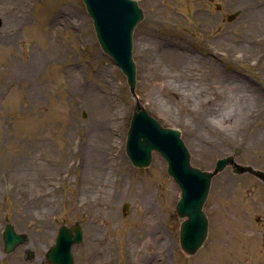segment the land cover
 Listing matches in <instances>:
<instances>
[{
  "label": "rangeland",
  "instance_id": "obj_1",
  "mask_svg": "<svg viewBox=\"0 0 264 264\" xmlns=\"http://www.w3.org/2000/svg\"><path fill=\"white\" fill-rule=\"evenodd\" d=\"M135 1L143 106L181 131L193 166L240 149L239 164L264 170V0ZM0 18V264H51L58 230L76 223L75 264L264 263V183L230 166L212 180L203 247L181 249L180 188L160 154L147 168L129 160L135 100L83 0H0ZM98 125L108 140L96 160ZM7 224L27 236L12 253Z\"/></svg>",
  "mask_w": 264,
  "mask_h": 264
},
{
  "label": "water",
  "instance_id": "obj_2",
  "mask_svg": "<svg viewBox=\"0 0 264 264\" xmlns=\"http://www.w3.org/2000/svg\"><path fill=\"white\" fill-rule=\"evenodd\" d=\"M93 19L97 39L105 53L111 56L127 78L136 104L127 134L126 152L132 164L138 168L150 166L153 152H158L168 163V174L181 190L176 211L183 222L180 227V244L188 254H195L204 244L208 234V219L203 211L213 178L231 166L237 174L249 172L264 181V172L244 166L235 161L241 153L218 159L212 171H203L191 164V155L181 138V132L163 127L141 104L137 93V68L133 60V33L144 18L143 10L134 0H84ZM238 12L229 16L232 21ZM3 22L0 18V27ZM127 207H125L126 210ZM83 240L81 226L76 223L74 233L62 226L55 245L47 253L53 264H75L72 247ZM5 252H12L26 241L11 224L3 232Z\"/></svg>",
  "mask_w": 264,
  "mask_h": 264
},
{
  "label": "bare ground",
  "instance_id": "obj_3",
  "mask_svg": "<svg viewBox=\"0 0 264 264\" xmlns=\"http://www.w3.org/2000/svg\"><path fill=\"white\" fill-rule=\"evenodd\" d=\"M169 91H170V95L175 97L177 95V90L172 86L169 85ZM237 107H239V105H237ZM240 108H242V105L240 106ZM235 112H237V115L243 114V112L239 111V108H235ZM96 135H97V142H96V147L97 149H95L94 154L95 155V159L97 160L98 157L101 156V149L104 148L105 144H107V140L104 136V128L100 125H98L96 127ZM96 253L93 254V256H95ZM154 262L149 261L148 264H153Z\"/></svg>",
  "mask_w": 264,
  "mask_h": 264
},
{
  "label": "flooded vegetation",
  "instance_id": "obj_4",
  "mask_svg": "<svg viewBox=\"0 0 264 264\" xmlns=\"http://www.w3.org/2000/svg\"><path fill=\"white\" fill-rule=\"evenodd\" d=\"M259 228H257L256 230V232H257V234H260L261 236L260 237H263V239H264V234L262 233V232H264V223H260L259 224V226H258ZM259 236V235H258ZM262 239V246H264V240ZM247 253H248V256H246V257H249L250 255H252L251 253H254V251H256V249L255 248H253L252 246H249V247H246V249H244ZM253 256V255H252ZM33 256H30V254H28V258H32ZM257 263V262H256ZM255 263V264H256ZM262 263V262H261ZM260 263V264H261ZM258 264H259V262H258ZM264 264V263H263Z\"/></svg>",
  "mask_w": 264,
  "mask_h": 264
}]
</instances>
